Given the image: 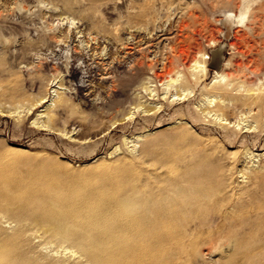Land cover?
<instances>
[{"label": "rangeland", "instance_id": "1", "mask_svg": "<svg viewBox=\"0 0 264 264\" xmlns=\"http://www.w3.org/2000/svg\"><path fill=\"white\" fill-rule=\"evenodd\" d=\"M150 1L0 0V56L13 63L12 68L6 65L5 74L0 76V105L5 107L4 111H0V181L11 177H15L14 182L35 181L39 178L37 168L45 163L55 165L59 167L61 176L57 178L56 191L51 199L55 202H76L83 198L82 194H91L97 192L99 187L104 188V184L99 182L104 180L108 171L91 175L94 170L126 156L132 160L131 164L115 175H132L140 171L143 178L151 177L144 181L153 186L154 197L160 208L164 206L163 198L173 195V190L179 185L188 189L201 184L205 189L218 193L216 198H202L200 204L190 210L191 214H183L182 226L173 233L170 244L163 246V264H264V207H261L264 200L258 198L264 194V189H258L254 198L231 191L232 186L248 185L244 182L245 175L241 176L246 167L254 169L264 163V141L253 151L255 157L251 161L252 154L246 156L240 143L227 147L225 144L221 146V142L216 140L205 145L207 153L217 159L223 158L220 163L207 162L199 151L202 142L208 137L215 135L221 139L225 136L224 131L228 130L226 136L235 135L237 127L244 124L241 117L248 121H253L254 117L261 119L263 125L264 112L256 106L247 108L236 100L228 101L226 114L229 125H224L226 130L222 129L221 123L199 115L198 100L205 93L204 86L209 87V78L198 85L192 83L194 96L189 101L173 103L169 110L162 111L169 93L164 94L161 83H151V72L143 64L141 83L132 86L129 95L143 102L144 106L151 107L157 103L158 107L161 106L157 114L152 117L140 112L144 106L133 109L135 105L130 101L125 102L122 108L110 107L114 74L107 69L116 60L127 57V52L123 51L125 46L110 40L116 27L112 23L123 21L126 14L147 7ZM173 2L169 10V6L165 8L155 3L158 16L165 17L161 21L160 18L156 20V27L145 25L129 29L125 25L121 33L115 31L129 43L142 39V43L136 47L133 45L134 49L130 50L132 54L127 57V64L120 71L132 69L135 72L140 67L134 61L152 60L155 69L160 72L170 47L176 45L175 49H185L187 52L185 61H182L186 63L185 67H180L183 74L198 52L212 55L218 51L222 59L220 62L230 63L225 72L233 87L240 83L246 87H264V0ZM243 3H246L247 12L242 23L228 17L230 13L238 14ZM104 4L109 5L106 7ZM126 6L134 8L127 9V12L124 11ZM88 15H93L95 22L88 21ZM170 20L173 23H169ZM179 21L184 23L181 29ZM137 32L143 38L134 40ZM151 36L156 38L146 43L145 40ZM4 42L6 49L1 46ZM31 43L34 45L31 46ZM111 50L118 54L107 57L108 52L109 56L112 53ZM3 57L0 62H4ZM88 64L94 68L91 73H86L85 65ZM71 66L80 69L75 78L69 75ZM208 69L209 74H212L217 68L209 65ZM35 77L39 79L37 84L21 85L23 96H9V87L14 80L21 82ZM82 77L87 86L78 93L77 87ZM145 84L149 86L151 95L144 88ZM239 92L235 95L243 96L244 92ZM39 96L44 98L37 110L25 115L28 104ZM61 97L67 101L70 109L60 113L59 130H37L35 118L40 121L45 119L47 109L60 111L57 100ZM13 105L18 107L15 111L10 109ZM7 109L9 112H6ZM97 112L102 116L97 115ZM123 115L125 119L120 122ZM114 119H117L116 124L108 129ZM21 121L24 130H13ZM185 123L191 126L188 130L193 142L178 141L174 137L176 132L187 134L182 129ZM118 124H130L124 135L120 128L112 130ZM60 130H65V133ZM259 134L240 132V135H246L251 141ZM260 138H264V132ZM148 145L149 152L143 153ZM23 148L40 154L22 155L20 151ZM233 152L237 153L234 157L231 155ZM238 158L239 163L236 162ZM164 164L177 166L180 173L176 176L166 173ZM227 167L230 170L236 167L233 184L217 179L216 175L223 177L229 173ZM191 178H195L196 182L187 181ZM2 193L5 192L0 190V195ZM190 196L192 202L197 197ZM181 198L186 200L189 197L186 195ZM25 205L23 209H18L8 203L0 204V242L12 239L9 244L0 243V264H87L88 239L84 238L81 244L79 238L64 240L58 237L54 232L58 230L54 229L57 228L53 226L54 222L43 219V216L52 214L33 212L36 210L35 204ZM58 221L63 225L68 224L63 220Z\"/></svg>", "mask_w": 264, "mask_h": 264}, {"label": "bare ground", "instance_id": "2", "mask_svg": "<svg viewBox=\"0 0 264 264\" xmlns=\"http://www.w3.org/2000/svg\"><path fill=\"white\" fill-rule=\"evenodd\" d=\"M155 3L161 4V6H164L165 8L166 6H169L167 7V9H170V6L173 5L174 2L173 0H151L147 7H140L136 11L126 14V18L123 19V21H114L113 23L111 22L116 27L114 26V33H111L112 38H110V40H112L115 44L121 43L122 46L124 45L125 48L123 49V51H125V53L127 52V57L132 54L130 53V50L134 49L133 45L135 44L136 47L138 43H142V39L137 40L134 43H129V41H124L123 38L120 37L121 34H115V31L121 33L125 25L128 26V28L133 26L145 25L156 27V20L160 18L161 21V18L165 17L158 16L159 11L157 8H155L158 6H155ZM95 5L97 6V4ZM245 6L246 3H243L238 14L230 13L228 14V17L242 23L244 16L247 12V8H245ZM98 7H95V9H97ZM131 8L133 9L134 7L126 6V10L124 11H127V9ZM117 9H119V6ZM105 10L108 9L106 8ZM168 10L165 11L168 12ZM95 13L97 12L95 11ZM115 13L116 12H114V14ZM123 14L125 13L123 12ZM93 17V15H90L87 18L88 21H93L95 18ZM171 22L172 21L170 20L169 23ZM180 22L181 21H179L178 23ZM103 27L101 28L103 29ZM182 27H184V23L181 22L179 28L181 29ZM137 30L140 31V29ZM97 32L100 31L97 30ZM140 37L141 33L137 32L135 34L134 40L135 38ZM155 38L156 37L151 36L149 37V39L146 38L147 40L145 41L146 43H149L152 42ZM51 39L52 37L49 40ZM55 42L57 44V41ZM174 43L176 44V42ZM5 45L6 42L2 43L1 46L3 49H6ZM30 45L33 46L34 44L31 43ZM175 46L170 47V53H168L169 55L165 57V61L162 63L160 72H157V70L155 69V63H153L152 60L149 62L133 60L140 67L137 71L133 72L132 69L120 71V69H123L125 64H127V57L118 61L116 60L113 66L107 69L111 74H114V79L111 80V90L113 93V98L110 107L112 109L122 108L125 102L127 101L134 103L135 106L133 109L140 108L145 105L137 98H132L129 95V90L131 89V87L134 86L137 82L141 83L140 78L144 73V69L141 64H143L151 72V83H161L160 86H164V94L166 95L167 93H169L167 103L162 109V111L169 110L173 103L189 101L190 98L194 96L192 83L198 85L201 84L206 78H209V87L204 86L203 89L206 88L205 93H202L201 97H199L198 100L199 105L197 107H200L199 109H197V111L199 112V115L203 114L204 117L221 123L223 125L222 129H224L226 128L224 127V125H229V123L227 122L228 116L226 114V110L229 109L228 101L236 100L240 103L242 107L246 106L247 108H250L251 106H256L259 108V110L264 112V87H246L243 86L241 83L240 85L238 84L237 86L233 87V84L228 78L229 76L227 75V72H225V70L228 69L230 63L220 62L221 57L218 51H214L212 55H208L203 51L198 52L196 56L189 62V65L186 67V73L183 74L182 70H180V67H185L184 65L186 63L184 64V62L182 61H185L187 52L185 51V49H175ZM178 46L180 47V44ZM111 52L112 53L110 54V56L108 52L107 57H112L113 55L118 54H114L113 50H111ZM2 57L3 56H0V61H2ZM6 59L4 60V62H0V76L5 74L6 65L8 66V68H12L13 63ZM15 59H17L16 56ZM111 59L113 61V58ZM209 65H215L217 68L215 71H213L212 74H209ZM93 69L94 68L91 65H85L86 73L93 72ZM68 72L70 77L75 78L79 74L80 69L76 66H71ZM38 82L39 79H37L36 77L32 78L31 80L24 79V81L21 82L14 80L11 83L12 85H10L9 87L8 94L9 96L15 94L23 96L20 90L22 84L27 85L28 83H30L32 85L33 83L37 84ZM79 82L80 84L77 87V91L78 93H81V91L86 88L87 85H85L86 81L84 80V77H82ZM144 88L146 90H149V95H151V90L149 89V86H146L145 84ZM239 91L244 92V94L242 93L243 96L241 95L242 97H237L235 95ZM43 98V96H39L38 98H36V100L28 104L25 115H27L29 111H36L38 105L42 103ZM17 108V106L13 105L10 109H13L15 111ZM57 108H59L60 111H51L50 109H47L45 112L46 118L41 121L39 120V118H35L34 124L37 126V130H59L58 121L60 120V113L63 114V112L65 113L66 111H68L70 109V105H68L67 101L61 97L57 100ZM160 108L161 106L158 107L156 103L154 106L151 107L144 106V109H142L140 112H146L148 116L154 117L160 110ZM4 110L5 107H2V105H0V111ZM34 111L31 113L32 115L34 114ZM6 112H9V110L7 109ZM130 113L131 112L129 111V114ZM97 115L102 116L100 112H97ZM182 115L185 116V112H183ZM129 118H131V116H129ZM124 119L125 118L123 115V117L119 120L121 122L124 121ZM241 120L244 122V124L238 128V123V125L236 126V130L239 131H234L235 135L232 133L231 136H226L229 131L228 130L224 131L225 136L221 139L218 136L214 135L213 137H208L202 142L204 146L202 144H199L202 145L199 148V151L202 153V157L205 158L207 162L220 163L219 161L223 159L214 158L212 155H210V153H207L205 149V145L207 146L211 142H216V140L218 142H221L219 143L221 146L225 144L227 147H233L237 143H240L239 146H241L245 150L246 156L251 155L253 151L260 146V144L264 141V138H260L261 133L264 132V124H261V119H255L254 117L253 121H248L244 120L241 117ZM22 121L21 123H17L13 130L19 129L20 131H23L24 123ZM116 121L117 119H114L108 126V129L115 125ZM129 125L127 124L120 126V124H118L114 126L112 130L116 131L118 128H120V132H124V135L125 132L128 131ZM190 128L191 126L188 123H185L184 126H182V129L186 130L187 134L183 135L180 132H176L174 133V137L178 139V141L182 140L185 142H193L194 140H192L191 138V132L190 130H188ZM60 131L64 132L65 130ZM240 132H259L260 134L258 137L251 141L247 139L246 135H240ZM148 147L149 145L147 146V150L143 151V153L149 152ZM210 149L213 150V148ZM20 153L25 156L40 154L34 153L30 149L26 148H23ZM235 154L237 153L233 152L231 155L234 157ZM251 157L252 159H250V161L253 160L255 156H253L252 154ZM131 162L132 160L124 156L122 158H117L113 160L111 163L106 164V166L101 165V167H98L96 170H94L91 175L104 174L106 171H108V173L104 175V180L99 182L100 184H104V188L100 189L99 187L97 192L91 194L84 193L82 194L83 198H81L79 201L69 203L67 201L55 202L51 199L52 194L56 191V184L58 180L57 178L61 176V171L58 169V166H52L50 164L45 163L44 165H41L39 168H37V175L39 178L35 181L29 180L22 183L14 182L15 177L14 179L11 177L8 178L6 181H0V190L5 192L0 195V204L8 203L10 206H13L14 208L18 209H23L24 206H26L25 204H35L36 210L33 212H38L40 214H52L47 217L43 216V219L46 222H54L53 226L57 227L54 229H58L54 230V232L56 235H58V237L64 240L79 238L81 244L84 238L89 240L90 247L86 251V254L88 256L87 264H163V261L161 259L162 253L164 251L163 246L164 244H170L173 237V233L176 232L178 228L182 226V220L184 219L183 214H191L190 210H192V208L196 204H200L202 198H216V195L218 193H216V191L205 189L204 186H201V184L197 185V187H191L188 189L183 187L182 185H179L176 189L173 190V195L163 198L164 206L160 208L156 198L154 197L153 186L151 185V183L149 184L148 182L144 181L145 179H151V177L143 178L140 171H137V174L132 175L125 173L115 175L116 172H122L123 170H125L126 167L131 164ZM236 162L239 163V158L236 160ZM164 165L166 167V173L173 175L175 174L174 176L180 173V169L177 166L175 167L173 165L167 164ZM226 171H229L227 175H223V177L222 175H216L217 179L222 182H224V179L225 182H230V184H233L235 181L233 175L234 173H236V167L233 170H230V167H227ZM242 172L243 173L241 176L245 175V177L243 178H245L246 181L244 182L248 184V187L232 186L231 191L238 195H252V197L254 198L255 195H257L256 192L258 191V189H264V163L254 169H251V167H246ZM211 175L212 178L215 177L213 172L211 173ZM187 181L196 182V179L191 178ZM186 195H188L189 198L183 200L181 197H184ZM190 195L197 196L193 202L192 198H190ZM258 198L260 200H264V194H262V196H258ZM261 207H264V202L263 206ZM58 220H63L65 224L66 222L68 224L63 225ZM11 240L12 239L8 238V240H3L0 243L9 244L11 243Z\"/></svg>", "mask_w": 264, "mask_h": 264}]
</instances>
